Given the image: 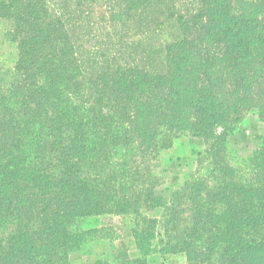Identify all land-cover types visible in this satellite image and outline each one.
I'll use <instances>...</instances> for the list:
<instances>
[{
  "label": "trees",
  "instance_id": "obj_1",
  "mask_svg": "<svg viewBox=\"0 0 264 264\" xmlns=\"http://www.w3.org/2000/svg\"><path fill=\"white\" fill-rule=\"evenodd\" d=\"M202 1L204 18H177L182 34L163 51L164 71L143 66L158 49L87 78L96 68L78 65L51 0H0L17 48L12 68H0V229L15 225L0 237V264H72L70 253L112 241L87 224L104 215L132 218L138 257L127 264L174 251L187 264H264V138L248 160L226 139L246 112L264 119V3L235 14L224 0ZM87 82L88 106L76 102ZM182 135L204 140L197 163L203 171L209 159V170L163 200L151 162ZM148 205L161 206L160 220L143 215ZM154 234L165 239L158 251Z\"/></svg>",
  "mask_w": 264,
  "mask_h": 264
},
{
  "label": "rangeland",
  "instance_id": "obj_2",
  "mask_svg": "<svg viewBox=\"0 0 264 264\" xmlns=\"http://www.w3.org/2000/svg\"><path fill=\"white\" fill-rule=\"evenodd\" d=\"M224 1L230 7L231 12L233 11L235 14H239L247 4L253 6L260 1L264 3V0ZM144 4L146 3L139 0H66V6L61 8L58 5V0H51L48 11L51 16L64 22L66 29L69 31V36H71V43L73 42L78 65L89 64L96 68H90V73L86 74L87 78L94 77L97 69L100 72L101 69L99 68L103 67V64L111 63V61L130 59L136 62H145V58L149 57L146 54L151 51V55H155L158 49L157 56H152L150 60L146 59L148 65H146V62L143 66H146L150 71L159 69L164 71V67L161 68L159 60H163L165 56L163 51L166 50L168 43H172L174 38L181 33L177 30V26L180 25L177 18L183 16V23L189 22L192 16L199 13L204 18L207 15L204 9L209 7V4L204 1L201 3L200 0H159L158 2L151 0L149 3L151 10L145 8ZM259 18H263V15L261 14ZM10 32V22L0 19V68L3 70L12 68L16 59L17 48L16 44L10 41ZM202 42L192 49L200 48ZM133 51H136L134 58L132 56ZM191 58L192 53H188L186 64H190ZM82 76L80 74L79 78L82 79ZM93 94L92 85L87 82L82 97L76 102L85 103L88 106L93 101L91 99ZM216 129V133H218L220 130L219 128ZM263 138L264 119L257 111L246 112L242 116L238 131L226 138L227 147L230 152L235 153L237 159L248 160L259 149ZM206 145L200 137L182 135L171 148L162 151L158 155L159 160L153 159L149 174L151 178L159 179L157 189L161 191L160 196H163V200L183 187L185 181L196 177L198 174H203L204 178L206 177L205 168H207V171L209 170V159L202 158L204 170L200 171L196 155L199 151L206 152ZM212 184L213 181H210L207 185L211 187ZM142 213L146 217L160 220L163 209L158 205L154 208L148 205L145 206ZM184 217H188V214L185 213ZM130 222L132 223L130 217L115 215L90 218L87 224L90 227L105 229L102 237L111 238L112 241L109 242L111 246L109 248L106 245L108 240L95 243L90 247V253H70L68 256L69 261L72 264H88V261L83 260L91 259L94 255V249L97 248L94 246L105 244L97 250H108L109 248V250L111 249L108 252L109 254L93 259L92 264L98 262L99 264H127L132 259L123 260L121 255L123 256V251H126L127 255L130 250L129 242L133 243L134 240L129 227ZM14 229L15 225L0 229V237L13 233ZM154 229L157 230L156 233L164 232L158 224ZM151 244L152 247L155 246L154 248L157 251L166 246L165 239L159 235L155 236V234L154 238L151 239ZM152 257H155V259H152ZM146 263L187 264L184 254L175 251L172 253L165 252L162 254L156 252L151 254L148 256Z\"/></svg>",
  "mask_w": 264,
  "mask_h": 264
},
{
  "label": "crops",
  "instance_id": "obj_3",
  "mask_svg": "<svg viewBox=\"0 0 264 264\" xmlns=\"http://www.w3.org/2000/svg\"><path fill=\"white\" fill-rule=\"evenodd\" d=\"M132 237V236H131ZM104 246L105 244H99L98 246L97 245H95L94 247L96 248H99L100 246ZM106 245L110 248V246H111V244L109 243V242H107L106 243ZM129 247H130V250L128 251V253H127V255H126V251H123L122 253H123V256L121 255V257H123L122 259L123 260H127V259H135V258H137L138 257V252H137V249H136V246H135V243H134V240H133V243L132 242H129ZM97 248L96 249H94V255L91 257V259H89V260H83V261H88L87 263L89 264H92L93 263V259L95 260V259H98L100 256H103V255H105V254H109L108 252L111 250H109V248H108V250H100V251H98L97 250ZM130 252V253H129ZM111 253V252H110ZM130 254V255H129ZM84 256V255H83ZM87 257V256H86ZM152 259H155V257H152ZM81 263V262H80ZM154 264H156V263H154Z\"/></svg>",
  "mask_w": 264,
  "mask_h": 264
}]
</instances>
